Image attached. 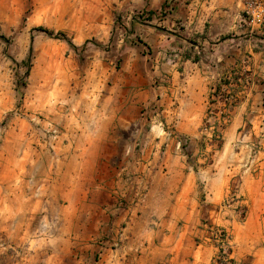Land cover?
Wrapping results in <instances>:
<instances>
[{
	"label": "crops",
	"instance_id": "crops-1",
	"mask_svg": "<svg viewBox=\"0 0 264 264\" xmlns=\"http://www.w3.org/2000/svg\"><path fill=\"white\" fill-rule=\"evenodd\" d=\"M246 2L153 12L143 73L116 72L102 95L86 82L72 109L42 121L40 208L82 211L75 228L106 238L101 264H211L195 243L202 222H229L219 206L234 184L248 213L264 196V25L247 24ZM48 126L57 134L46 140Z\"/></svg>",
	"mask_w": 264,
	"mask_h": 264
},
{
	"label": "rangeland",
	"instance_id": "rangeland-1",
	"mask_svg": "<svg viewBox=\"0 0 264 264\" xmlns=\"http://www.w3.org/2000/svg\"><path fill=\"white\" fill-rule=\"evenodd\" d=\"M149 1L0 0V264L102 263L101 229L74 226L82 211L40 208V126L54 111L72 109L86 82L102 95L116 72L129 76L133 67L141 73L149 67L150 14L159 21L173 4ZM37 27L62 33L74 48ZM53 131L48 126L44 139L54 138ZM255 203L241 220L229 212V222H202L195 243L210 248L208 263L215 264L219 250L215 223L229 237V264H264V196Z\"/></svg>",
	"mask_w": 264,
	"mask_h": 264
},
{
	"label": "built area",
	"instance_id": "built-area-1",
	"mask_svg": "<svg viewBox=\"0 0 264 264\" xmlns=\"http://www.w3.org/2000/svg\"><path fill=\"white\" fill-rule=\"evenodd\" d=\"M171 2H176V0H170ZM244 13L247 24L249 25H264V0H247L244 5ZM212 94L215 95L213 91ZM212 113L211 110L208 111L204 121L203 127L205 130L214 129V124L211 119ZM226 119V116L224 115ZM56 131H53L55 133ZM260 141L256 140L249 144H246V147L250 153V160H253L260 151ZM227 201H224L220 204L219 209L224 212L233 213L237 220H241L245 217V205L242 202L241 197L238 194V188L236 184L229 189ZM121 206V203L119 204ZM212 229L215 230V238L219 244L218 254L215 257V264H229L231 260L228 251L231 249V243L227 234L222 230L223 225L213 224Z\"/></svg>",
	"mask_w": 264,
	"mask_h": 264
},
{
	"label": "trees",
	"instance_id": "trees-1",
	"mask_svg": "<svg viewBox=\"0 0 264 264\" xmlns=\"http://www.w3.org/2000/svg\"><path fill=\"white\" fill-rule=\"evenodd\" d=\"M35 31H39V32H42V33H44V34H46L47 36H49V37H54V38H62V39H64L65 40V37H64V35L62 34V33H57V34H54L52 31H49V30H47L46 28H44V27H37L36 29H35ZM66 41V40H65ZM71 47H73L74 48V46H72V44H70L68 41H66ZM30 53H31V50H30ZM30 60H29V58L26 60V66H27V68H29V66H30ZM28 75V72H26V76ZM17 91V90H16Z\"/></svg>",
	"mask_w": 264,
	"mask_h": 264
}]
</instances>
